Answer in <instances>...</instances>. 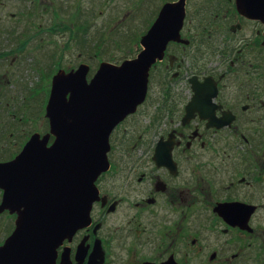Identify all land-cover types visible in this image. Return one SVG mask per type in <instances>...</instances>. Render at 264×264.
Returning a JSON list of instances; mask_svg holds the SVG:
<instances>
[{"label":"flooded vegetation","instance_id":"flooded-vegetation-1","mask_svg":"<svg viewBox=\"0 0 264 264\" xmlns=\"http://www.w3.org/2000/svg\"><path fill=\"white\" fill-rule=\"evenodd\" d=\"M177 1L162 0L153 20ZM195 2L185 0L181 39L150 68L145 99L110 134L90 224L62 239L54 264H264V21L243 15L234 0ZM195 10L202 35L190 37ZM10 56L15 63L16 52H0V79ZM43 121L42 135L50 129ZM35 132L20 136L21 147L12 142L0 162L15 160ZM18 211L0 213V246Z\"/></svg>","mask_w":264,"mask_h":264},{"label":"water","instance_id":"water-1","mask_svg":"<svg viewBox=\"0 0 264 264\" xmlns=\"http://www.w3.org/2000/svg\"><path fill=\"white\" fill-rule=\"evenodd\" d=\"M234 1L243 15L264 21V0ZM184 13L185 0L165 4L135 59L102 62L91 79L85 63L53 76L45 112L50 131L34 133L15 160L0 162V213L19 210L0 264H54L62 239L90 224L95 181L109 168L110 134L145 99L150 68L169 41L181 39Z\"/></svg>","mask_w":264,"mask_h":264},{"label":"rangeland","instance_id":"rangeland-1","mask_svg":"<svg viewBox=\"0 0 264 264\" xmlns=\"http://www.w3.org/2000/svg\"><path fill=\"white\" fill-rule=\"evenodd\" d=\"M3 1L0 4V52L12 55L16 52L17 59L11 64L10 56L8 62L3 63L10 71L0 79V112L17 115L7 117L5 122V118L0 119V129L6 130L0 132V153L11 151L12 142L20 136L42 131L51 76L58 68L69 71L82 62L87 63L91 66V77L102 61L120 63L136 57L142 47L140 38L150 27L162 0H139L137 5L135 0H104L95 4L89 3L90 0ZM77 11L82 15L80 18ZM196 11L188 16L186 33L190 37L202 35V27L197 25L201 14ZM27 37L26 46L16 49ZM3 69L0 68V72ZM28 118L32 123L26 124ZM10 123L16 124V129L11 130ZM24 138L18 141L20 147ZM8 224V219L3 217L2 238L11 231Z\"/></svg>","mask_w":264,"mask_h":264}]
</instances>
